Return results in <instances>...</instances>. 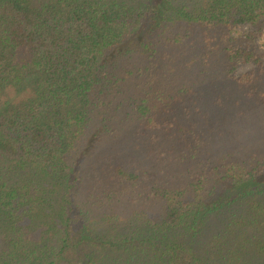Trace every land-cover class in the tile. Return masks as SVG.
<instances>
[{
  "label": "trees",
  "instance_id": "trees-1",
  "mask_svg": "<svg viewBox=\"0 0 264 264\" xmlns=\"http://www.w3.org/2000/svg\"><path fill=\"white\" fill-rule=\"evenodd\" d=\"M263 27L264 0H0V264H264Z\"/></svg>",
  "mask_w": 264,
  "mask_h": 264
},
{
  "label": "rangeland",
  "instance_id": "rangeland-1",
  "mask_svg": "<svg viewBox=\"0 0 264 264\" xmlns=\"http://www.w3.org/2000/svg\"><path fill=\"white\" fill-rule=\"evenodd\" d=\"M243 31H245L244 28L238 29V33H242ZM254 44L256 45V50L259 52V54L263 56V59H264V27L262 28L260 37L256 38Z\"/></svg>",
  "mask_w": 264,
  "mask_h": 264
}]
</instances>
